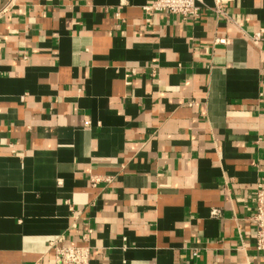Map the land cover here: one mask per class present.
<instances>
[{"label": "crops", "instance_id": "0c3cea01", "mask_svg": "<svg viewBox=\"0 0 264 264\" xmlns=\"http://www.w3.org/2000/svg\"><path fill=\"white\" fill-rule=\"evenodd\" d=\"M150 2L0 0V264H264V0Z\"/></svg>", "mask_w": 264, "mask_h": 264}, {"label": "built area", "instance_id": "2783aa9c", "mask_svg": "<svg viewBox=\"0 0 264 264\" xmlns=\"http://www.w3.org/2000/svg\"><path fill=\"white\" fill-rule=\"evenodd\" d=\"M202 0H151L145 6L147 13L167 11L178 14L184 18L198 20L202 10ZM5 11V10H3ZM213 11L220 16L226 15L224 0H216ZM253 42L261 38V34L255 33L250 36ZM220 43L225 40H219ZM255 214L252 219L256 224V246L259 250H264V185L259 184L255 193ZM55 250V264H91L92 251L88 245L64 243L63 240L52 242Z\"/></svg>", "mask_w": 264, "mask_h": 264}]
</instances>
